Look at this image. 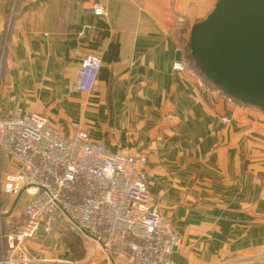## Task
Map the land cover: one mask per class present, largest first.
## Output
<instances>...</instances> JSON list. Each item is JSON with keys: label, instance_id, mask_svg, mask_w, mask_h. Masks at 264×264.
<instances>
[{"label": "crops", "instance_id": "obj_1", "mask_svg": "<svg viewBox=\"0 0 264 264\" xmlns=\"http://www.w3.org/2000/svg\"><path fill=\"white\" fill-rule=\"evenodd\" d=\"M86 5L104 16L86 14ZM213 5L0 0V117L20 108L63 136L78 126L110 152L144 156L150 195L179 236L173 264H264V112L172 69L177 53L190 66V28ZM87 54L101 59L93 88L71 93ZM6 159L0 156L3 236L19 228L30 200L8 189L15 165ZM38 233L18 243L30 264H66L55 236ZM7 253L4 239L0 258ZM88 264L106 260L100 251Z\"/></svg>", "mask_w": 264, "mask_h": 264}, {"label": "built area", "instance_id": "obj_2", "mask_svg": "<svg viewBox=\"0 0 264 264\" xmlns=\"http://www.w3.org/2000/svg\"><path fill=\"white\" fill-rule=\"evenodd\" d=\"M84 12L104 16L97 6L86 5ZM100 67L99 56H83L70 92L91 91ZM172 69L202 79L181 59ZM0 152L15 165L6 176L8 189L30 197L19 228L0 235L8 250L0 264H30L18 243L59 221L90 238L106 264H173L179 236L150 195L144 156L110 152L78 126L63 136L45 117L20 108L0 117Z\"/></svg>", "mask_w": 264, "mask_h": 264}, {"label": "water", "instance_id": "obj_3", "mask_svg": "<svg viewBox=\"0 0 264 264\" xmlns=\"http://www.w3.org/2000/svg\"><path fill=\"white\" fill-rule=\"evenodd\" d=\"M213 1L189 31L193 67L220 94L264 112V0Z\"/></svg>", "mask_w": 264, "mask_h": 264}, {"label": "rangeland", "instance_id": "obj_4", "mask_svg": "<svg viewBox=\"0 0 264 264\" xmlns=\"http://www.w3.org/2000/svg\"><path fill=\"white\" fill-rule=\"evenodd\" d=\"M4 51L5 50L2 49V52ZM38 234L43 236H55L58 242V252H60V256L66 257V264L91 263L100 252L99 247L94 244L90 238L72 230L64 221L57 222L49 232L41 230ZM71 244L74 245V248L73 250L71 248L68 250L67 247H70L69 245ZM81 252L84 253V258L82 260H74ZM86 257H88V260H86Z\"/></svg>", "mask_w": 264, "mask_h": 264}, {"label": "trees", "instance_id": "obj_5", "mask_svg": "<svg viewBox=\"0 0 264 264\" xmlns=\"http://www.w3.org/2000/svg\"><path fill=\"white\" fill-rule=\"evenodd\" d=\"M185 51H186V58L189 60V63H190V67H192V68H194L193 67V64H192V62H191V59H190V57H189V51H188V47H187V43L185 44ZM195 69V68H194ZM196 70V69H195ZM0 156H3V157H5L4 155H3V153H1L0 152ZM72 249L74 248V245L73 244H71V245H69Z\"/></svg>", "mask_w": 264, "mask_h": 264}]
</instances>
